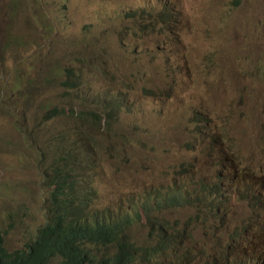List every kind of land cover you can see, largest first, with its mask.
<instances>
[{"label": "rangeland", "instance_id": "1", "mask_svg": "<svg viewBox=\"0 0 264 264\" xmlns=\"http://www.w3.org/2000/svg\"><path fill=\"white\" fill-rule=\"evenodd\" d=\"M166 2L180 14L160 16ZM0 63L16 77L0 69V234L9 249L66 212V200L50 203L47 167L66 170L51 155L60 159L65 145L87 154L91 144L96 210L123 218L120 202L147 194L156 173L163 179L167 189L147 202L132 196L130 210L152 214L157 199L154 218L160 211L183 230L156 220L148 238L135 214L127 233L159 249L167 227L177 242L169 264H264V0H0ZM50 74L59 80L52 92ZM83 95L100 99L84 106ZM108 109L117 122L84 119ZM67 189L59 185L53 203ZM191 193L197 204L165 207Z\"/></svg>", "mask_w": 264, "mask_h": 264}, {"label": "trees", "instance_id": "2", "mask_svg": "<svg viewBox=\"0 0 264 264\" xmlns=\"http://www.w3.org/2000/svg\"><path fill=\"white\" fill-rule=\"evenodd\" d=\"M178 13V10L175 9L170 4V2H166L160 16L166 15L171 19L174 18ZM171 22L175 21L171 20ZM122 106L123 104L121 105V108ZM72 108L74 107L63 108V110H65L64 113L70 114L69 109ZM52 109L58 111L60 107L55 106L52 107ZM111 111H113V109H108L107 115L104 112L87 111L85 113L84 119H86V117L93 116V118H97L101 127V125L107 123V121H105L107 118H111ZM74 115L76 118L78 117L77 114ZM113 126H115V124H112L111 128L109 127L108 129L111 130ZM80 136H85L84 132H80ZM62 137L63 135L56 136V148L58 144L62 142ZM83 146H85V144H83ZM67 149L68 145H65L63 148L64 156H62L60 159L65 161L68 165H72L73 163L79 164L80 161L85 160L83 155L86 153L79 154L73 147L70 148L68 152ZM223 151L224 147L220 149L218 155L223 153ZM74 156L80 158L71 161ZM94 159L95 158L91 157L89 160H87V164L83 165V167H85L83 170L69 169L68 166H66L65 171L59 173H53V170H51L49 180L50 185H53V187L51 188L50 192V200L60 195L61 191L56 190L59 185H61V187H67L68 189L65 196L60 199H55L54 203L57 204L63 200H66V205L74 209L75 213L72 212L69 214L66 208V212H59L57 215L53 216V218H47L43 225L37 230L35 236L28 243L19 248L9 249L7 245L4 244V238L0 234V264H72L71 259H75V261L80 264H85V262L90 259L98 262V264H138L142 260H148V263L152 264L153 258L157 254L159 256V263L163 264L165 262V264H169L168 256L177 242L174 241V233L170 232L167 227L161 231L159 241L157 242L159 244V249L157 252H154L155 247H152L146 243H141L140 240L142 237L137 238L136 242L132 240L134 235H129V233H127L134 223V217L130 215V212L132 211L130 210V198L132 196L140 197V194H136L140 190L134 192L135 195H129V199L126 200L127 204H123L121 202L119 203V211L123 208L125 209L124 212H126L123 218H114L110 214V212L113 211L111 207L102 208L101 210L89 208L86 195L87 188L92 190V181L89 178V174L91 172L90 164L95 163L92 165L93 171L97 165ZM60 166H62L61 163H59V167ZM68 177H71L72 179H84V181L76 182L72 185H66L65 180ZM61 182L63 183L61 184ZM191 195L192 193L186 197L180 196L178 199L173 201L168 200L165 204V207H170L173 202L174 205L185 203L197 204V201L193 197H190ZM91 203L93 205V202ZM155 205H159L158 200L155 201ZM160 215L157 214L156 219L152 217V214L137 215L138 218L142 220V223L148 224L142 225V227L147 226L148 238L151 237V235H149V231H153L154 222L156 220L162 221L163 219H167L166 226L173 228L171 227L172 223H170L169 218H167L166 215L161 217ZM85 219L91 222L86 224ZM68 225L76 226V229L73 232H68ZM86 227H89V229H102L97 231L96 235L92 236L87 241L86 245L94 242L98 235L104 236L106 240L100 242L98 245L99 247L96 245L92 246V248H89L90 245H88V247H84L81 239L79 238V233L84 231ZM246 228L247 227H245V229ZM174 229L175 232L177 230H183V228H173V231ZM193 230L194 229H192L190 233H192ZM155 235L156 233H153L154 237ZM51 239L53 240V245L41 247L47 243H50L49 240ZM230 239L231 237H228L225 240L220 238L219 243L221 246L228 245ZM162 245H164L163 248H161ZM178 262L180 263V261Z\"/></svg>", "mask_w": 264, "mask_h": 264}, {"label": "clouds", "instance_id": "3", "mask_svg": "<svg viewBox=\"0 0 264 264\" xmlns=\"http://www.w3.org/2000/svg\"><path fill=\"white\" fill-rule=\"evenodd\" d=\"M14 22H15V21H12V23H14ZM9 34L12 35V36L14 37V39H19V38H20V37H16L15 33L13 32V30H10V33H9ZM19 47H20V45H19ZM21 47H27V46H21ZM2 50H3V49H2ZM59 54H60L61 56L63 55L62 53H59ZM10 55H13V54H10ZM24 63H26V61H24V60H20V64H24ZM3 67H4V64H3V63H0V69H1V72H2L4 75H6L9 79H10V78H13L14 80H16L14 66L10 65V68H9L8 70H6V71L3 70ZM62 69H63L64 71L66 70V69H64V68H62ZM12 71H13V72H12ZM69 74L71 75L72 73L69 72ZM50 77H51V79L48 80V83H52V84H54L53 89L50 91V92H52L55 88H57V86H58V84H59V80L56 79L54 76H52V74H50ZM16 85H18V81L16 82ZM6 94H7V96H12V94L9 92V90H6ZM244 95L247 96V97H249V98H251V99H253V100H255V97H254L253 94H251L249 91H247ZM82 99L85 100V102H82V104H83L84 106H86L87 104H89V103L92 102V101H96V102H98V99H100V96H99V95H96V96L93 97L92 95H88V96L83 95V98H82ZM57 112H58V114H57L56 116L59 117V116H60V110H58ZM86 119H87V121H88L89 118H86ZM110 119H112V118H107L105 121H107V122L112 121L111 123H115V122H117V119H116V118H114L113 120H110ZM84 121H85V120H77L76 125H77V127H79V126L81 125L80 130H83V131H84V135H85V137H87L89 140L92 141V139H91L90 136H91V134L93 133V131H91V130H86V129H85V127L82 125V123H85ZM3 123L7 124L5 121H4ZM58 125H60V124H58ZM58 125H57L56 127H59ZM110 128H111V125H110ZM98 129H99V128H98ZM2 136H3V135L0 134V143L2 142ZM74 143H75V142H74ZM74 143H73L71 146H73ZM90 145H91V144H88V145L83 146V147L81 148V152H82V151H85V152H87L86 155H92V158H95V159H96V157H93V156H95L94 153L91 152V151L89 150ZM35 148H37V146H36ZM99 149H100V148H99ZM99 149H98V150H95L96 153H99ZM86 155H84V157H85ZM50 159H52V160L54 161V164L61 163V164L64 165V166H68L69 169L79 170V169H78L79 167L85 168V167H83L84 162L82 163L81 161H80L79 164L73 163L72 165H68L65 161H63V160H61V159H57L56 157H54L53 154L51 155ZM95 159H94V160H95ZM47 168L53 170V166H48ZM160 175H161V174H160ZM156 179H157L158 181H160V184H159L158 186L155 187V180H156ZM65 181H66V182H65L66 185H67V184L72 185V184H74V183H76V182H83L84 179H72L71 177H68V178H66ZM152 184H153V188H151V189L149 188V189L147 190V194H140V197L136 198V200H135L136 203L147 202L146 199H144V197H145V198H146V197H147V198H148V197H151L152 195H154V193H155L156 191H158V190H160V189L163 190V188H164V189H167V188L165 187V185H164L163 179L160 178V177H158V176H157V173H156V174L154 175V177H153V182H152ZM162 187H163V188H162ZM90 192H91V189L87 188L86 200H87V203L89 204V208H93V205H92V203L90 202V200H89V198H88ZM106 197H107V196H106ZM178 198H179V196H173V197L170 198L169 200H170V201H173V200H176V199H178ZM155 199H156V198H155ZM156 200H157V199H156ZM50 203L53 204L54 206H56L55 203H53L52 200H50ZM95 205H96V204H95ZM157 207H158V206H155V207H152L151 209H149V210L152 212V217H153V218H154V216H155V210L157 209ZM66 208H67L69 214L72 213V212L75 213V210L72 209V208H70V207H68L67 205H66ZM172 209H173V208L168 209L167 212H171ZM48 210H49V209H47L46 211H48ZM124 210H125V209H124ZM141 211H142V209H136L135 211H131V212H130V215H135V214L138 215L139 213H141ZM157 211H158V210H157ZM125 213H126V212H124V214H125ZM48 214H50V213H48ZM76 214H77V213H76ZM158 214H161L160 211H158ZM50 217L53 218V215H52V216L50 215ZM145 218H148V217H145ZM92 221H93V220H92ZM89 222H91V221H88L87 219H85V223H86V224H89ZM87 226H88V225H87ZM67 229H68V232H73V231L76 229V226L68 225V228H67ZM99 230H102V229H100V228L89 229V227H86V229H85L84 231H81V232L79 233V238L81 239V241H82L84 247H88V245H90L89 248H92V246H94V245L98 246L100 242H103V241L106 240V238H105L104 236L98 235L97 238H96V240H95L94 242H92V243L86 245L87 241H88L92 236L96 235L97 231H99ZM152 233H155V232H153L152 230H150V231H149V235H152ZM132 240H134V241L137 242V237H134ZM140 241H141V240H140ZM174 241L176 242V237H175V235H174ZM49 242H50V243H47V244H45V245H43V246H41V247H47V246H51V245L54 244L52 239L49 240ZM27 243H28V242H27ZM23 246H24V245H23ZM98 247H99V246H98ZM163 247H164V245L161 246V248H163ZM157 250H158V249L155 248L154 252H157ZM71 256H72V253H71ZM71 258H73V257H71ZM71 260H72V261H71L72 264H80V263L76 262L75 259H71ZM147 261H148V260H147ZM85 264H98V262L94 261L93 259H90V260H88L87 262H85Z\"/></svg>", "mask_w": 264, "mask_h": 264}, {"label": "bare ground", "instance_id": "4", "mask_svg": "<svg viewBox=\"0 0 264 264\" xmlns=\"http://www.w3.org/2000/svg\"><path fill=\"white\" fill-rule=\"evenodd\" d=\"M140 12V11H139ZM186 197V196H185Z\"/></svg>", "mask_w": 264, "mask_h": 264}]
</instances>
